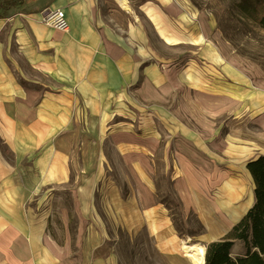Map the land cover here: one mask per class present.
<instances>
[{
    "label": "rangeland",
    "instance_id": "rangeland-1",
    "mask_svg": "<svg viewBox=\"0 0 264 264\" xmlns=\"http://www.w3.org/2000/svg\"><path fill=\"white\" fill-rule=\"evenodd\" d=\"M249 1L140 0L148 5V18L133 6L136 21L148 37L149 63L163 65L158 67L162 77L166 71V84L167 71H175L180 86L165 98V110L150 102L148 110L128 105L116 111L120 113L110 112V117L108 111L101 125L91 121L86 142L76 138L67 143L70 188L81 179L92 186L84 191V196L93 200L89 213L105 233L118 264H191L183 257L180 243L189 239L204 244V230L202 234L199 230L204 224L198 212L217 210L224 215L222 208L228 212L227 204L221 208L214 201L217 190L226 185L225 179L240 178L241 186L253 195L252 180L243 169L248 160L264 156V130L253 122L264 116V91L254 85L255 80L264 79V29L258 24L264 0H251L257 4ZM168 2L177 5L180 13L168 9ZM217 34L219 41L214 38ZM223 43L229 48H223ZM227 51L251 65L253 71L240 72L229 64ZM38 82V89L43 90L41 85L48 91L54 87L49 79L39 78ZM186 89L207 99L229 97L239 101L240 107L229 106L224 114H213L194 99L187 102ZM198 120L212 130L204 139L201 135L207 132ZM80 129L73 126L70 132ZM221 140L226 147L215 149L212 144ZM201 158L210 172L189 166L200 164ZM178 179L190 196L187 209L175 189ZM146 194L151 198L147 208L142 205ZM193 194L202 204H194ZM72 198L73 194L64 190L51 200L49 231L58 241V209L60 204L70 207ZM243 252V243L235 241L231 256Z\"/></svg>",
    "mask_w": 264,
    "mask_h": 264
},
{
    "label": "crops",
    "instance_id": "crops-1",
    "mask_svg": "<svg viewBox=\"0 0 264 264\" xmlns=\"http://www.w3.org/2000/svg\"><path fill=\"white\" fill-rule=\"evenodd\" d=\"M145 3L128 0L126 11L114 0H19L0 11V264H118L89 213L93 200L84 191L92 186L81 179L70 188L67 143L76 138L86 142L91 121L101 125L108 111L110 117L128 105L148 110L150 102L167 107L166 101L146 100L138 92L145 82L158 92L166 85V71L162 77L160 64L149 63L148 37L134 16L136 4L148 18ZM52 9L64 11L67 32L40 24L41 13ZM39 78L52 81L51 91L45 85L38 89ZM73 126L81 129L71 133ZM200 161L189 166L209 171ZM225 180L216 205L241 204V193H228L233 184L241 186V179ZM64 190L73 198L70 207L59 206L58 241L49 231L50 204ZM197 198L193 194L196 206L202 204ZM247 210L236 220L223 208V216L217 210L198 212L204 247L223 238Z\"/></svg>",
    "mask_w": 264,
    "mask_h": 264
},
{
    "label": "bare ground",
    "instance_id": "bare-ground-1",
    "mask_svg": "<svg viewBox=\"0 0 264 264\" xmlns=\"http://www.w3.org/2000/svg\"><path fill=\"white\" fill-rule=\"evenodd\" d=\"M119 7H121L123 10L129 11V5L127 0H114ZM166 7L170 9L172 12L180 13V8L175 5L173 2H168L166 4ZM215 40L219 41L218 34L214 36ZM222 43V42H220ZM223 48H229V46L226 43L222 44ZM225 57L227 59V62L231 64L233 67L238 69L240 72H251L253 71V67L245 62H243L241 59H239L237 56L233 55L231 52L227 51L225 54ZM167 78L169 83L165 86L160 88V92L155 90L150 83L145 82L143 87V90H139L138 92L146 99H157L161 101H165V98L170 94V92L175 87L180 86V81L176 76L175 71L169 70L167 71ZM255 88L264 91V79L255 80L254 81ZM184 99H186L187 102L189 100L192 101L194 99L195 101H198L203 107H205L209 112H212L213 114H224L227 108L230 106H236L240 107V102L235 101L234 99H231L229 97H214L212 99H207L201 94L194 92L192 94H189L188 89H186L184 94ZM253 122L262 130H264V116H258L256 117ZM198 124L207 132V134H211L212 130L210 126L204 121H199ZM226 142L221 141L220 144H212V146L215 149L223 150L226 147ZM246 174H248L246 170ZM253 188V185H252ZM175 189L178 193V196L182 203L184 204V207L187 209L191 205L190 196L187 192L185 183L178 179L175 183ZM228 190L230 194H233V196L239 195L241 193V197L244 198V202L241 204H237L236 206H232L229 203V216L232 220H236L239 218L250 206L253 204V195L252 192L246 188V186L243 184L242 186L238 187L233 184V186L228 187ZM143 202L146 206L150 205L151 198L149 195H144ZM180 251L186 259L191 264H204V254H205V247L201 243L197 242H191L189 239L187 241H182L180 243Z\"/></svg>",
    "mask_w": 264,
    "mask_h": 264
},
{
    "label": "trees",
    "instance_id": "trees-1",
    "mask_svg": "<svg viewBox=\"0 0 264 264\" xmlns=\"http://www.w3.org/2000/svg\"><path fill=\"white\" fill-rule=\"evenodd\" d=\"M18 1L0 0V11L8 10ZM258 24L264 29V13L258 17ZM245 168L254 186L253 204L223 238L205 246L204 264H264V156L247 162ZM199 230L202 234V225ZM235 241L243 243L244 252L232 257Z\"/></svg>",
    "mask_w": 264,
    "mask_h": 264
},
{
    "label": "built area",
    "instance_id": "built-area-1",
    "mask_svg": "<svg viewBox=\"0 0 264 264\" xmlns=\"http://www.w3.org/2000/svg\"><path fill=\"white\" fill-rule=\"evenodd\" d=\"M40 24L60 32H67L69 25L62 9L45 10L39 18Z\"/></svg>",
    "mask_w": 264,
    "mask_h": 264
}]
</instances>
